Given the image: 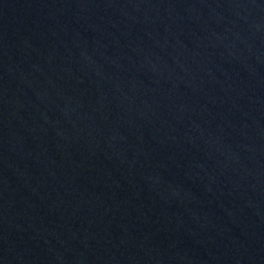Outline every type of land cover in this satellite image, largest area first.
<instances>
[{
  "label": "water",
  "instance_id": "1",
  "mask_svg": "<svg viewBox=\"0 0 264 264\" xmlns=\"http://www.w3.org/2000/svg\"><path fill=\"white\" fill-rule=\"evenodd\" d=\"M0 264H264V0H0Z\"/></svg>",
  "mask_w": 264,
  "mask_h": 264
}]
</instances>
